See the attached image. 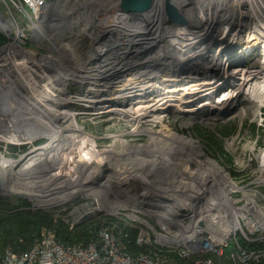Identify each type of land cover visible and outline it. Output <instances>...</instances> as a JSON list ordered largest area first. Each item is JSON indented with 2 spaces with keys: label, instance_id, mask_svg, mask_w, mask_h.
Wrapping results in <instances>:
<instances>
[{
  "label": "rangeland",
  "instance_id": "rangeland-1",
  "mask_svg": "<svg viewBox=\"0 0 264 264\" xmlns=\"http://www.w3.org/2000/svg\"><path fill=\"white\" fill-rule=\"evenodd\" d=\"M112 1L42 0L45 6L32 14L34 6L28 0H0V22L10 25L3 24L8 32L0 31L4 37L0 45V104L18 106L16 115L13 112L5 115L0 110V165L5 162L10 167H18L21 162L34 158L23 171L11 172L6 168L9 166L1 165L8 172L3 178H10L8 184L15 191L0 199L26 198L31 209L52 210L54 220L60 215L70 226L84 222L86 219L82 216L87 212L91 213L89 219L121 213L129 198L140 203L149 199L159 204L163 198L176 196L172 188L175 186L180 189L178 193L195 196L198 192L196 197L202 202L208 195L214 202L221 193L219 200L229 205L227 210L243 207L242 219L257 216L260 227L255 234L264 239V85H255L252 91L238 77L236 81L240 85H226L217 96L199 98L184 112L165 103L175 100L153 101L155 96L148 99L158 105L154 113L139 111L125 116L121 112L96 111L100 106L130 103V98L125 99L128 97L125 85H141L137 95L140 96L148 83L162 81L156 67L144 66L142 73L136 70L143 68V57H158L160 50L170 44L168 28L162 25L165 14L157 12L159 7L164 9L163 0L162 3L154 0L153 12L145 15L138 11L124 13L122 8L116 12L113 6L116 0ZM253 1L259 6L264 2ZM253 1L229 0L231 5L224 11L217 7V2H212L204 18L206 21L227 18L223 30L228 31L235 22L247 23L244 15L248 13L250 18ZM216 7L220 10H215ZM118 14L123 18L113 26L111 18L119 17ZM159 25L161 36H157ZM130 26L132 30L128 32ZM208 27L212 32L214 26ZM134 28L140 40L127 44L128 47L123 42L114 51L116 40L112 33L118 30L115 34L129 40L128 35ZM122 32L125 33L120 35ZM233 33L235 36L236 29ZM245 33L251 41L244 47L223 52L219 66L237 55L242 57L238 61L241 69L264 64V48L259 46L258 35L250 26ZM216 53L210 57L212 62ZM232 64L235 63L229 62L227 68ZM124 74L129 76L127 82L122 81ZM173 88H176L171 91L177 96L174 97L177 103L190 97L191 89L196 90V96L204 91L196 85ZM16 89L28 94V98L15 97L12 93ZM258 90L260 95L255 98ZM257 104L261 105L259 109ZM256 108L258 112H254ZM70 113L76 114L72 123L71 119H64ZM53 126L69 127L60 144H48L57 137L56 133L19 137ZM195 126L215 135L224 154L210 150L196 138L192 132ZM221 132L231 134L222 137ZM44 148L47 152L34 157ZM20 186L29 193H22ZM62 195L64 198L59 200L58 196ZM112 196L117 202L110 200ZM215 207L212 209L217 211ZM140 212L149 225L157 227L155 214Z\"/></svg>",
  "mask_w": 264,
  "mask_h": 264
},
{
  "label": "built area",
  "instance_id": "built-area-1",
  "mask_svg": "<svg viewBox=\"0 0 264 264\" xmlns=\"http://www.w3.org/2000/svg\"><path fill=\"white\" fill-rule=\"evenodd\" d=\"M30 3L34 6L32 14H36L35 3ZM1 24L0 31H3ZM5 169L1 167L0 173ZM9 180L0 176V197L9 195L7 190L13 189L11 187L14 186L8 184ZM172 188H175L176 196L163 198L159 204H153L149 199L140 203L129 198L121 213L109 216L114 221L93 231L85 244L64 245L56 241L51 232L42 231L29 250L15 254L6 249L0 257V264H219L228 244L232 246L229 259L233 264H245L264 257V251L248 250L240 243L263 240L255 234L260 227L257 216L253 215L251 220L242 219L238 208L227 210L225 204L220 207L221 193L217 194L214 202L210 195L202 202L200 197H196L198 194L178 193V187ZM110 200L117 202L114 196ZM214 206L220 211L213 210ZM141 210L157 216V227L143 219ZM247 220L251 227H245ZM75 226L73 223L69 229ZM125 229L135 230V245L149 247L150 251L138 255L129 253L124 241L128 242Z\"/></svg>",
  "mask_w": 264,
  "mask_h": 264
},
{
  "label": "bare ground",
  "instance_id": "bare-ground-1",
  "mask_svg": "<svg viewBox=\"0 0 264 264\" xmlns=\"http://www.w3.org/2000/svg\"><path fill=\"white\" fill-rule=\"evenodd\" d=\"M28 1L35 3L36 9H40L43 6H45L44 3L39 2L38 0H28ZM170 1L172 4H174V6L177 9H180L182 4H184V3L187 5L184 7L183 13H182V16L184 18V22H186V23H184L181 26V25H177V24H170L166 20L164 21V23L162 22L163 23L162 25H166L168 28L167 29V31H168L167 37L170 41V44L168 45V47H164L163 49L160 50V56H158L159 58L158 57H155V58L143 57L142 58L143 59V61H142L143 68L140 69V67H139L138 70H136L138 73H142L145 71L144 66H146L150 69H153L156 67L155 69L157 71V75H162L161 76L162 81H157L153 84L148 83L146 90H144L140 96H136L134 98H131L130 103H128V104H125L123 106H121V105H109L108 107L100 106L99 108H95L96 111L102 112L104 114H113V113H120L121 112L125 116H126V114L127 115L130 113L133 114V113L139 112V111H144L146 114L147 113H154V110L156 108H158V105H155V104L150 103V102L152 100L153 101L164 100V99L169 98V99H173L175 101H174V103L165 102L166 104H169V105L171 104L175 109L181 110L182 112H184L183 110L187 109V107L189 105L194 104V103L196 104V102L199 100V98L207 99V98H211L212 96H217V93L220 90H223L226 87V85L227 86L230 84L240 85V84H237L238 81H236V79L238 77L241 78V80L244 79L245 80L244 85H249L251 87L252 91L256 87L255 85H261V86L264 85V80H261L262 77L264 78V64L261 65L260 67L259 66L255 67V65H249V67H247L245 69H241L242 64L238 61H240L242 59V57L240 55H237L235 59L230 56V58H231L230 60H227V62H225L223 66H219V61H220L221 57L223 58V55L225 53L232 51L234 49V47L235 48H238L241 46L244 47L243 45H246L248 42L251 41V39L248 38L246 33H245L246 29L249 26L255 31V34L258 35V38L260 41L259 46L264 48V2H263V0H261L263 2L262 6L257 5L256 1L252 0L253 1V5H252L253 8H249L250 18L248 17V13H245V15H244L247 23L242 24L240 22H235L231 26V29L228 31L223 30V29H225L224 25H225V21H227V18H221L222 20L207 19V21H206L204 16L206 14V8L210 3L217 2V7H220L221 10L224 11V10H227L226 6L231 5L229 0H170ZM160 2L162 3V0ZM109 4H112V3L110 2ZM122 4H123L122 1L116 0V3L113 4L114 10H119V8H121ZM118 6H119V8H118ZM217 7L215 10H217V9L220 10V8H217ZM158 11H159V14H164L163 8L160 9V7H159L157 12ZM152 12H153V8L147 12H144V15L150 14ZM118 15H119V17H117V18H115V17L111 18L110 22L112 24L114 23L113 26L116 25V22H115L116 20H121L123 18V15H121V14H118ZM223 16L226 17L227 14L224 12ZM228 16H230V14H228ZM127 20H129V19L127 18ZM1 23H2L1 29L5 32H8L9 31L8 27L3 26V24H5V25H9V24L6 22H1ZM211 24L214 26V29H212V32L209 31V27H208ZM161 27L162 26L159 25L157 28V31H158L157 36L158 35L161 36L160 29H159ZM150 28H154V26L151 25ZM189 28H191V31L189 30ZM134 29L135 30L130 35L127 34L129 40H127V38L125 40V37L121 38L117 34H115V33L120 32L118 30H115L114 31L115 33H112L113 40L114 39L116 40V42L114 40L115 46L113 44H111V46L112 45L114 46V48H113L114 51H117V48H119L123 42H125L123 45H127V44H132L135 40H140L138 30L136 28H134ZM233 29H236L235 36L233 33ZM131 30H132V28L130 26V28L127 31L129 32ZM204 30H206L207 32H204ZM178 31H182V33L180 34V33H178ZM214 32H215V34H214ZM123 33H125V32L120 33V35H122ZM237 35H239V38L237 37ZM127 47H128V45H127ZM129 50L131 51L132 49H129ZM262 50L264 52V49H262ZM143 51H145V50H143ZM223 52H225V53L223 55H221ZM241 52H242V50H241ZM214 53H216L217 57L215 59V62H212V59H210V57L212 58ZM263 57H264V54H263ZM150 60L153 62L150 63ZM229 62H231V63L233 62L235 64H232L229 68H227V64ZM253 63L255 64V62H253ZM115 70L117 71V69H115ZM114 72L115 71H113L112 73L114 74ZM128 79H129V76H127V74H124L122 77V81L127 82ZM115 80H117V79H115ZM176 85H196L197 89L204 90V91L198 92L199 96H196L195 95L196 90L191 89V93L192 92L193 93L191 94L189 91L190 97H186L184 100L180 99V102L177 103V100H176L177 98L174 99V97L176 95L173 96V93L171 91V90L176 89V88H173V86H176ZM168 90H170V91H168ZM259 91H261V90H258V92L254 95L255 98H256V95H260ZM249 93L251 94V92H249ZM263 93H261V94H263ZM12 94L15 97L23 96V97H25V99L28 98V94H24L22 92V90H19V89L14 90ZM0 95H1V90H0ZM151 96H155L154 99L148 100L149 98H151ZM250 96L253 97V94ZM163 97H165V98H163ZM259 98L261 99V96H259ZM263 98H264V96H263ZM258 102L259 101H257L256 103H258ZM252 103H254V102H252ZM8 105H9V107H6V106L3 107V105L0 104V110L5 115H12V112L14 113V115H16L17 114L16 107H18V106H13L11 104H8ZM23 105H24V102L22 103V106ZM260 106H261L260 104H257L258 109L260 108ZM141 108H144V110ZM258 109H257V111H254V112H258ZM74 116H76L75 113H70L68 116H65L64 119H66L65 121H67L68 119H71V123H72L74 120ZM148 117L149 116L147 115V119H148ZM129 121H131V119ZM74 126H75L74 124L70 125V127H73V128H74ZM60 127L61 126H53L49 129L40 130L38 133H34V134L30 133V135H28V136L25 135V136H19V137L25 139V138H30L33 135H36L39 133H44V132L50 133V134L56 133L55 135L57 137H55L54 140L52 139L53 143L51 140L48 142V144H50V145H55V143L60 144L63 141L61 139L63 137H65L67 132L69 131L68 126H64L61 128ZM4 141H6V143H10L8 140H4ZM45 145H43L42 147H44ZM42 147H40V148H42ZM48 147L49 146H47V148ZM69 147L70 146H66L67 149ZM45 150H46V148H44L39 153L36 152L34 157L41 154V153L47 152ZM33 159L34 158L31 157L28 161H23L20 164L18 163L19 164L18 167H14V166L10 167L11 165H9L8 163H5V162H2L3 164H1V165L9 166L6 168H9L8 170H10L11 172H13V170H15V169L17 171H19V170L23 171V170H27V168L29 167L27 162H30ZM184 159H186V158H184ZM6 173H8V172L4 171L3 173H0V176L5 177L7 175ZM169 179L174 181L173 178H171V177ZM18 189L20 191L26 192L25 191L26 189L22 188V186H20ZM7 191L9 193H12L15 190L13 191V189H12V190H7ZM53 191H55V190H53ZM72 194H74L73 191H72ZM72 194H69V195L71 196ZM197 194H198V192H197ZM67 195H68V193H67ZM58 197L60 200V199L64 198V195L58 196ZM223 204H225V202H222L221 200H219V206L222 207ZM228 206L225 204V208L226 207L228 208ZM215 209L217 211L220 210V208H218L217 206L215 207ZM237 210H238V215H241V213L243 211H245V209L243 207L238 208ZM251 226H252L251 222L249 220H247L245 222V227L248 228ZM232 227L234 228V226H232Z\"/></svg>",
  "mask_w": 264,
  "mask_h": 264
},
{
  "label": "trees",
  "instance_id": "trees-1",
  "mask_svg": "<svg viewBox=\"0 0 264 264\" xmlns=\"http://www.w3.org/2000/svg\"><path fill=\"white\" fill-rule=\"evenodd\" d=\"M3 42L4 37L0 35V45ZM123 87L128 96L125 99L136 97L142 90L141 85H125ZM192 132L196 138L205 142L210 150H217L221 155L224 154L221 143L215 135L204 131L199 126H195ZM221 133L222 137H228L231 134V132ZM54 217L52 210L31 209V203L26 198L0 199V257L6 249L12 250L15 254L29 250L33 243L40 238L42 231L51 232L55 240L64 245L85 244L92 237L93 231L99 229L103 224L114 221L112 217L99 216L69 229V225L62 216L59 215L55 220ZM124 233L128 234V242L126 239L124 241L129 253L138 255L150 251L149 247L135 245L133 240L136 235L135 230L125 229ZM240 243L245 249L264 251V239L253 243L242 241ZM231 250L232 246H229L223 252L219 264H233L229 259ZM245 264H264V257L258 261H249Z\"/></svg>",
  "mask_w": 264,
  "mask_h": 264
},
{
  "label": "water",
  "instance_id": "water-1",
  "mask_svg": "<svg viewBox=\"0 0 264 264\" xmlns=\"http://www.w3.org/2000/svg\"><path fill=\"white\" fill-rule=\"evenodd\" d=\"M122 1V6H121V10L124 13H128V12H136L138 11V13H143V12H147L150 9H152L153 7V3L154 0H120ZM163 4H164V14L166 17V21L170 24H177V25H183L184 23V18L182 16L183 13V9L185 6H187L185 3L182 4L180 9H177L174 4L171 3L170 0H163ZM119 8V7H118ZM116 12H121L120 8L119 10H116ZM138 183L141 182L140 178H137ZM91 213H85L82 217L84 219H86L85 221H87L90 218ZM81 217V218H82ZM90 220V219H89ZM84 221V222H85ZM83 222L80 223H75V225H79Z\"/></svg>",
  "mask_w": 264,
  "mask_h": 264
}]
</instances>
